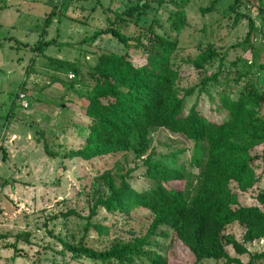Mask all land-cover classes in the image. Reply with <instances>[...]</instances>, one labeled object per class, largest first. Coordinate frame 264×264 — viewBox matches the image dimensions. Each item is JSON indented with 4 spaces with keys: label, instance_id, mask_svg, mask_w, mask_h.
<instances>
[{
    "label": "rangeland",
    "instance_id": "374dc122",
    "mask_svg": "<svg viewBox=\"0 0 264 264\" xmlns=\"http://www.w3.org/2000/svg\"><path fill=\"white\" fill-rule=\"evenodd\" d=\"M160 1L100 0L96 5L94 0H0V264H99L68 253L60 240L101 251L113 242L131 241L147 232L152 218L143 209L125 214L96 207L89 222L106 227L107 232L101 237L92 228L83 233L92 202L105 195L101 173L129 168L133 169L128 180L133 189L151 183L135 176L141 170L131 152L89 160L65 158L83 145L88 126L81 97L85 88H68L67 83L72 79L71 68H76L79 76L75 85L81 81L90 85L84 73L99 53L126 54L132 63L142 64L148 48L146 39L150 38L146 28L152 19L163 23L172 9L169 1ZM187 1L186 25L171 58L180 68L176 81L179 96L184 111L195 105L206 117L220 119L225 112L219 108L218 93L225 85L226 92L233 91L231 97L250 86L264 94V0H240L236 11L242 18L236 24H232L233 13L227 9L233 0H215L211 11L204 14L199 9L213 0ZM130 7L138 9L128 17L125 12ZM117 15L122 21L114 20ZM47 16L46 39L54 38L60 45L48 47L42 57L32 54L29 47L38 40ZM247 19L252 22V33L244 42ZM112 26L133 40L124 47L107 34L79 43L94 31ZM207 48L218 56L201 70L190 69L183 62ZM49 57L62 59L70 67L58 69ZM212 75H217L216 81L200 90L199 81ZM22 82L28 108L14 105L10 109ZM190 89L191 95L185 96ZM151 139V146L162 153L183 150L177 163L183 168V198L189 202L201 183L199 171L189 162L191 143L163 130L153 131ZM43 145L49 156L43 152ZM255 174H259L257 181L244 192L238 191L234 181L228 187L238 207H257L264 213V203L258 201L264 198V173L256 170ZM69 211L76 216H62ZM160 229L170 238V230ZM225 234H231L245 249V253L236 254L226 247L230 257L242 264L248 260L250 264H264V237L242 243V229L236 224L228 226ZM169 243V239L160 243L163 255L169 256L171 251L178 256L174 244L168 251ZM171 264H191V260L172 256ZM199 264L227 263L202 260Z\"/></svg>",
    "mask_w": 264,
    "mask_h": 264
},
{
    "label": "trees",
    "instance_id": "16d2710c",
    "mask_svg": "<svg viewBox=\"0 0 264 264\" xmlns=\"http://www.w3.org/2000/svg\"><path fill=\"white\" fill-rule=\"evenodd\" d=\"M166 1L170 2L172 9L167 12L165 21L161 23L152 19L146 28L150 38L146 39L145 49L148 48L142 64L132 63L126 54L99 53L84 73V79L90 85L84 81L75 85V77L79 76L76 68H71L72 79L67 83L68 88H85L81 97L85 100L83 113L88 126L83 145L75 152L67 153L65 158L89 160L131 152L139 162L135 166L141 170L135 176L151 183L133 189L128 182L133 169L129 168L101 173L100 185L105 195L92 202L83 233L92 228L98 237L106 234V227L89 222L96 207L125 214L140 208L151 215V223L145 235L131 241L113 242L101 251H94L82 243L60 242L68 253L99 264H171L172 256H181L183 260L189 258L191 264H199L202 260L242 264L237 258L230 257L225 248L230 247L236 254L245 253V249L231 234H225V230L236 224L242 229V243L261 239L264 237V213L257 207H238L236 196L228 185L234 181L238 191L244 192L257 181L259 174H255L256 170L264 173V94L250 86L241 88L231 97L233 91L226 92L228 87L225 85V89L218 93L219 108L225 112V117L211 119L198 111L195 105L184 111L176 84L180 68L171 58L177 51L178 36L186 25L184 6L188 1ZM94 2L100 4V0ZM157 2L160 4L161 1ZM239 2L233 0L227 6L233 13L232 24L242 18L236 11ZM214 3L215 0L199 9L200 13L211 11ZM136 9L130 7L125 15L131 17ZM48 16L38 40L29 47L32 54L42 57L45 49L60 45L54 38L46 39ZM114 20L122 21L119 15ZM247 20L244 42H248L252 33V22ZM107 34L124 47L133 40L112 26L94 31L79 43ZM217 56L215 50L207 48L183 62L190 69L201 70ZM48 60L58 69L70 67L66 61L56 57ZM216 78L217 75L205 76L199 81V89L207 83H214ZM22 89L23 82L11 100L10 109L14 105L20 108L16 102L17 93H23ZM192 90L186 91L185 96L191 95ZM156 130L180 135L191 143L189 162L199 171L201 183L189 202L183 198L180 187L183 168L177 163V157L183 150L157 151L151 146V133ZM43 152L49 156L45 145ZM258 201L263 204L264 198H258ZM69 214L76 216L70 211L62 216L67 218ZM161 227L170 230V238ZM167 239L170 242L168 251L174 244L178 256L172 255L171 251L169 256L163 255L160 243ZM250 263L248 260L245 264Z\"/></svg>",
    "mask_w": 264,
    "mask_h": 264
},
{
    "label": "built area",
    "instance_id": "2783aa9c",
    "mask_svg": "<svg viewBox=\"0 0 264 264\" xmlns=\"http://www.w3.org/2000/svg\"><path fill=\"white\" fill-rule=\"evenodd\" d=\"M69 77H72V75H70ZM17 103L19 104V106L22 110H25L28 108V103H27V101H25V94L24 93H22V92L17 93Z\"/></svg>",
    "mask_w": 264,
    "mask_h": 264
}]
</instances>
